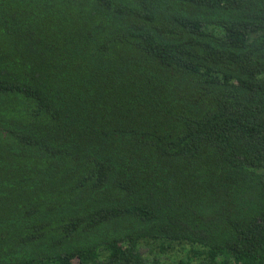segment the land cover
Masks as SVG:
<instances>
[{
    "label": "trees",
    "instance_id": "1",
    "mask_svg": "<svg viewBox=\"0 0 264 264\" xmlns=\"http://www.w3.org/2000/svg\"><path fill=\"white\" fill-rule=\"evenodd\" d=\"M0 264H264V0H0Z\"/></svg>",
    "mask_w": 264,
    "mask_h": 264
},
{
    "label": "rangeland",
    "instance_id": "2",
    "mask_svg": "<svg viewBox=\"0 0 264 264\" xmlns=\"http://www.w3.org/2000/svg\"><path fill=\"white\" fill-rule=\"evenodd\" d=\"M150 248L149 247H144V246H142V247H140V253L142 254V255H144V256H146L147 257V259H148V261L150 262L151 260H152V256L151 255H149L148 254V250H149ZM183 251V250H182ZM181 254H182V252H175L174 254H172V258L174 259L175 257H177V256H181ZM164 258H166V257H164ZM172 259V260H173Z\"/></svg>",
    "mask_w": 264,
    "mask_h": 264
}]
</instances>
